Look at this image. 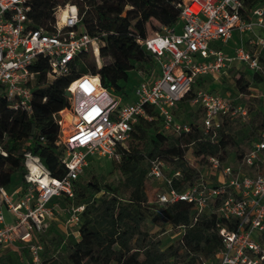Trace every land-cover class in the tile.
Returning <instances> with one entry per match:
<instances>
[{"label": "built area", "instance_id": "1", "mask_svg": "<svg viewBox=\"0 0 264 264\" xmlns=\"http://www.w3.org/2000/svg\"><path fill=\"white\" fill-rule=\"evenodd\" d=\"M178 6L179 25H159L152 35L137 37L155 57L158 69L136 87L129 100L104 87L99 74H84L70 83L69 104L54 115L64 172L55 176L39 156L24 153L23 184H0V250H26L28 264H44L41 235L62 216L64 243L70 238L80 240L85 205L75 206L70 200L90 159L120 161L135 124L142 118L151 120L155 113L165 132L188 134L191 124L178 120L174 109L197 78L217 80L230 75L231 69L237 75L252 71L264 78L263 4L248 8L246 0H180ZM30 11L28 0H0V97L28 115L34 112L38 72L33 66L39 57L48 60V75L57 77L70 73V63L78 54L92 47L100 53V39L86 30L76 5L56 9L51 31L34 28ZM256 84L263 85V90L252 94ZM248 89L249 93L232 89L227 94L196 91L190 104L203 113L204 135L216 134L225 117L246 119L248 100L264 97V80H253ZM194 161L190 164L196 166L195 157ZM167 169L162 160L150 162V177L161 181L153 201L160 205L187 201L200 212L210 209L227 222L238 220L232 227L220 228L223 248L211 264H264V132L242 161L209 157L199 181L187 189H177L173 178L181 173L170 177Z\"/></svg>", "mask_w": 264, "mask_h": 264}, {"label": "trees", "instance_id": "2", "mask_svg": "<svg viewBox=\"0 0 264 264\" xmlns=\"http://www.w3.org/2000/svg\"><path fill=\"white\" fill-rule=\"evenodd\" d=\"M179 1L28 0L33 27L50 31L55 24L56 9L67 4L76 5L86 30L100 39V56L108 59L109 64L99 70L95 59L89 52H84L70 63L68 75L50 77L48 60L39 57L33 66L38 72L33 90V114L13 109L0 97L2 186L23 184L26 151L39 156L55 176L63 174V149L57 144L60 128L54 115L68 106L66 92L70 83L84 74H99L104 87L129 100L132 95L127 90L130 71L124 65L135 68L146 78L152 75L154 67L158 69L155 57L137 42V37L155 33L156 23L179 25ZM258 4L264 5V0H246L248 8ZM229 72L228 76L235 84L233 90L242 93H249L253 80H264L256 73L250 80L247 73L237 75L234 69ZM214 83L212 76L197 78L192 91L174 109L178 120L192 126L186 135L165 132L157 113L151 120L140 119L127 145L121 149V160H111L110 173H118V179L90 173L92 161L98 156L90 159L70 200L75 206L85 205L81 215V238H70L64 243V234L51 226L47 234L41 235L44 264H207L214 261L223 248L220 228L232 227L238 220L227 222L210 209L200 212L187 201L160 205L149 198L146 190L154 182L149 175L152 160L164 161L168 167L165 173L170 177L180 172L181 176L174 177L173 182L177 189L183 190L199 181L209 157L223 162L242 161L264 132V97L254 96L248 100L246 119L225 117L216 134L204 135L203 113L198 107L192 109L190 100L200 89L219 91ZM183 115L187 117L183 119ZM190 149L197 160L196 166L190 164ZM87 176L91 178L86 179ZM169 228L179 235L174 242L164 246L162 235ZM3 251L0 250V264H11L12 259L5 257ZM17 252L23 257L24 264H28L29 252Z\"/></svg>", "mask_w": 264, "mask_h": 264}, {"label": "rangeland", "instance_id": "3", "mask_svg": "<svg viewBox=\"0 0 264 264\" xmlns=\"http://www.w3.org/2000/svg\"><path fill=\"white\" fill-rule=\"evenodd\" d=\"M158 27H159V25L156 23L155 26L153 27V30L156 32ZM150 33H152V31H150ZM234 42H235V39L231 41L230 46H234V44H235ZM89 54L91 57H93L95 59L97 67L99 70L101 68H103L104 64H109V60L106 58L105 59L102 58L100 56V53H98L95 48L92 47L89 50ZM124 67H125V69L130 71V77H129V80L127 81V90L129 93H131L134 96V90L146 77L143 75V73L138 72L135 68L131 69V67L127 66V65H124ZM155 71H157L156 67L153 68L152 74L155 73ZM247 74L249 76V79L252 80L254 73L252 71H248ZM224 81H226V85L224 84ZM234 85L235 84L233 82V79L229 78L228 74H223L221 76V78H219L217 80L215 79V83H214V87L221 92L224 91L226 89V87H228L225 90V94L228 93L229 89L230 90L234 89ZM259 90H263V85H257L256 84V85L252 86L251 92H252V94H255ZM192 109H193V106H192ZM186 117H187V115L182 116L183 119H185ZM191 151L192 150L190 149V151L188 153V158L190 160H192L193 162H195L194 156L191 154ZM94 159L95 160L92 161V164L89 168L90 173L94 172L97 174H104V175H107V176L114 178V179L119 178L118 173H116V172L110 173L111 168H112V161L110 159L98 158V157H96ZM89 178H91V177H89V176L86 177V179H89ZM160 185H161V181H159L158 183L151 182L147 186V189H146L147 194L151 200L155 199V193H156V191ZM64 220H65V217L62 216L59 218L58 224H56L57 222H55V225H54L55 229L57 228V230L60 233H63V230H64V222H65ZM51 235H53V233H51ZM178 235H179L178 232L169 228L168 231L162 235L164 246L174 242L178 238ZM68 240H66V242ZM2 253L4 254L5 257H9L12 259L11 264H24L23 257H21V254L19 252L12 250V249H6ZM207 264H211V262H209Z\"/></svg>", "mask_w": 264, "mask_h": 264}, {"label": "water", "instance_id": "4", "mask_svg": "<svg viewBox=\"0 0 264 264\" xmlns=\"http://www.w3.org/2000/svg\"><path fill=\"white\" fill-rule=\"evenodd\" d=\"M66 94H67V96H71V93L67 90V92H66Z\"/></svg>", "mask_w": 264, "mask_h": 264}, {"label": "crops", "instance_id": "5", "mask_svg": "<svg viewBox=\"0 0 264 264\" xmlns=\"http://www.w3.org/2000/svg\"><path fill=\"white\" fill-rule=\"evenodd\" d=\"M58 221H59V219H58ZM58 221H56V222H57L56 224H58ZM59 223H60V222H59ZM54 225H55V223H54ZM63 231H65V229H64Z\"/></svg>", "mask_w": 264, "mask_h": 264}]
</instances>
